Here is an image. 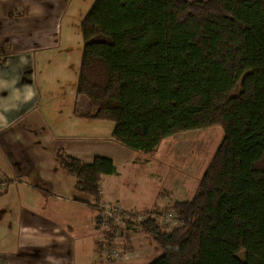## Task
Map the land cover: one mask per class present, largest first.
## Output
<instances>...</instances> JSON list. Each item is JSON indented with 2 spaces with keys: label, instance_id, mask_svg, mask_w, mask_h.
Returning <instances> with one entry per match:
<instances>
[{
  "label": "trees",
  "instance_id": "trees-1",
  "mask_svg": "<svg viewBox=\"0 0 264 264\" xmlns=\"http://www.w3.org/2000/svg\"><path fill=\"white\" fill-rule=\"evenodd\" d=\"M80 31L77 93L87 109L75 113L112 121L115 141L152 154L166 137L223 129L193 197L119 208L131 227L121 239L130 238L127 229L148 236L160 249L148 264H264V0H94ZM112 77L115 93L94 92ZM57 156L76 179V198L96 212L102 251L117 227L101 204L100 181L116 165L103 157L95 169ZM168 210L173 226L160 220Z\"/></svg>",
  "mask_w": 264,
  "mask_h": 264
},
{
  "label": "crops",
  "instance_id": "crops-1",
  "mask_svg": "<svg viewBox=\"0 0 264 264\" xmlns=\"http://www.w3.org/2000/svg\"><path fill=\"white\" fill-rule=\"evenodd\" d=\"M60 13L59 0H0V264H109L96 245V212L76 198V179L61 167L58 151L95 169L103 157L114 161L116 172L101 177V202L131 212L143 202L142 193L133 196L127 184L111 182L122 175L117 165L139 160L138 152L113 139L112 121L75 113L87 109L86 96L74 92L78 66L69 52L47 53L67 40L64 32L55 39L64 23ZM78 13L74 26H66L78 28L72 43L83 40L86 8ZM28 90L33 95L25 100Z\"/></svg>",
  "mask_w": 264,
  "mask_h": 264
},
{
  "label": "rangeland",
  "instance_id": "rangeland-1",
  "mask_svg": "<svg viewBox=\"0 0 264 264\" xmlns=\"http://www.w3.org/2000/svg\"><path fill=\"white\" fill-rule=\"evenodd\" d=\"M93 2L94 0H59L60 15H64V23H62L60 30L57 31L55 39H57L62 32L68 34V36L67 40H63L62 47L59 48L56 53L51 50L47 52L52 53V55H59L62 53L66 55L69 52L71 54L69 55V60L72 64L78 66V72L80 62L76 63L75 57L81 54L83 40L80 43L69 42L73 37L74 28L77 30L78 28L66 26L70 25V23L74 26V21L70 20L79 17L78 9L82 6L86 8L87 12ZM26 10L27 9L21 12L15 11V14H23ZM4 45L6 46V50L14 49L12 42H5ZM39 51L40 50L36 48L32 49L36 57L40 55V53H37ZM79 61H81V55ZM70 72L75 74L73 68ZM76 78H78V75H76ZM73 86H77V79ZM92 89L94 92L115 93L117 91V80L115 77H112L107 87L94 86ZM74 92H77V89ZM77 96L79 95L76 94L73 98L75 99ZM222 138L223 129L220 125L189 130L166 137L162 140L154 153L140 154L141 152H138V158L140 157L139 160L125 164L124 166L117 165L122 175L120 178H111V182L113 185H119L121 183L127 184L133 196L142 193L141 201L143 202H140L137 207L133 208L134 210H138V212L148 210L151 208L149 206L153 204L169 206L175 200L190 199L195 194L200 178L204 174ZM131 168H135V172H127L129 169L132 170ZM151 171L157 174H155V176H147L146 174ZM114 179H117V181L115 182ZM120 210L123 209L120 208ZM120 210H118V212H120ZM118 212L116 217L109 218L117 228L115 232L116 235L112 239L115 242L109 244L108 247L116 250L115 253H121L120 255H122V257L116 256L114 257V261H109L110 258L103 253V259H109V264H148L160 254L159 247L154 244L148 236L135 231V229H133V232H131L132 229H127L126 232L130 234V238L125 241L122 240V236H120L121 231L126 227H131L123 220L121 213ZM139 216L143 219L146 217V213ZM132 219L135 218L133 217ZM160 220L168 226H173L175 224V222H173L172 212L169 210L163 213ZM135 221L138 222V220ZM104 228L108 229L106 225ZM130 243L135 249L133 253L127 252L128 249L126 245ZM114 250H112L111 256L114 255Z\"/></svg>",
  "mask_w": 264,
  "mask_h": 264
},
{
  "label": "built area",
  "instance_id": "built-area-1",
  "mask_svg": "<svg viewBox=\"0 0 264 264\" xmlns=\"http://www.w3.org/2000/svg\"><path fill=\"white\" fill-rule=\"evenodd\" d=\"M101 204H102V206L104 207V209H105V212H106V216L108 217V218H112V217H116L117 216V212H118V209H119V207H117V206H114V205H111V204H105V203H103V202H101ZM142 218L139 216L136 220H138V221H140ZM115 241L114 240H112L111 242H110V244H113ZM112 250H114V249H111V248H109L108 246H106L103 250H102V252L103 253H105V255H107L108 257H112V258H114V257H122V255H120L121 253H115L116 252V250H114V252H113V254L114 255H110L111 253H112Z\"/></svg>",
  "mask_w": 264,
  "mask_h": 264
},
{
  "label": "clouds",
  "instance_id": "clouds-1",
  "mask_svg": "<svg viewBox=\"0 0 264 264\" xmlns=\"http://www.w3.org/2000/svg\"><path fill=\"white\" fill-rule=\"evenodd\" d=\"M32 95H33V92L31 90H28L26 95L24 96V99L28 100L32 97ZM2 120H3V117H0V121H2Z\"/></svg>",
  "mask_w": 264,
  "mask_h": 264
}]
</instances>
